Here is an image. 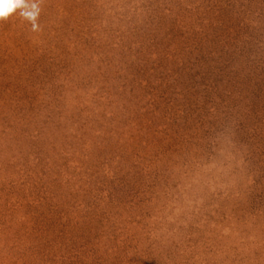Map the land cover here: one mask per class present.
Returning a JSON list of instances; mask_svg holds the SVG:
<instances>
[{"label": "rangeland", "instance_id": "1", "mask_svg": "<svg viewBox=\"0 0 264 264\" xmlns=\"http://www.w3.org/2000/svg\"><path fill=\"white\" fill-rule=\"evenodd\" d=\"M0 264H264V0L0 17Z\"/></svg>", "mask_w": 264, "mask_h": 264}, {"label": "clouds", "instance_id": "2", "mask_svg": "<svg viewBox=\"0 0 264 264\" xmlns=\"http://www.w3.org/2000/svg\"><path fill=\"white\" fill-rule=\"evenodd\" d=\"M21 5L22 0H0V17H6ZM33 8H35V5H33ZM26 15L34 19L36 12L26 13Z\"/></svg>", "mask_w": 264, "mask_h": 264}, {"label": "trees", "instance_id": "3", "mask_svg": "<svg viewBox=\"0 0 264 264\" xmlns=\"http://www.w3.org/2000/svg\"><path fill=\"white\" fill-rule=\"evenodd\" d=\"M39 229H40V227L38 226L36 230H39Z\"/></svg>", "mask_w": 264, "mask_h": 264}]
</instances>
